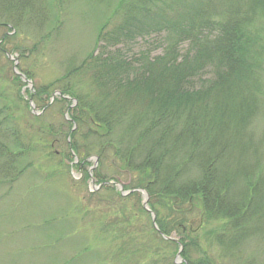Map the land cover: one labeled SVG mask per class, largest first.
<instances>
[{
    "label": "trees",
    "instance_id": "16d2710c",
    "mask_svg": "<svg viewBox=\"0 0 264 264\" xmlns=\"http://www.w3.org/2000/svg\"><path fill=\"white\" fill-rule=\"evenodd\" d=\"M163 2L125 4L118 32L105 33L104 27L98 41L102 50L64 77L66 84L74 76L88 77L91 87L88 94L68 85L58 91L59 101L72 105L66 109L70 132L65 146L68 158L78 157L83 168L97 157L98 168L92 175L86 171L87 179L107 184L113 180L109 172L128 175L131 190H144L151 203L163 201L167 216L151 206L158 236L183 245L186 264H200L188 256V249L199 246L198 238L185 234L194 225L188 218L194 211L200 213V227L209 220L226 223L229 233L224 229L217 240L222 246L264 232V175L258 171L251 131L260 91L256 44L247 30L264 1L249 0L242 9L241 0H229L215 19L216 0H202L178 21L165 18L170 6ZM151 33L173 34L174 39L153 58L125 55V40ZM118 44L122 48L112 47ZM44 94L38 88L33 92L35 98ZM1 113L0 139L18 141L12 119ZM21 148V153L28 149ZM11 154L0 165V179L14 184L21 171L13 167L19 155ZM173 234L181 237L173 239Z\"/></svg>",
    "mask_w": 264,
    "mask_h": 264
},
{
    "label": "rangeland",
    "instance_id": "374dc122",
    "mask_svg": "<svg viewBox=\"0 0 264 264\" xmlns=\"http://www.w3.org/2000/svg\"><path fill=\"white\" fill-rule=\"evenodd\" d=\"M2 1L0 111L12 119L18 141L0 139V147L3 163L11 159V153L19 155L14 156L17 163L13 167L21 175L14 184L0 179V264H186L183 245L178 257L180 246L166 243L154 228L151 213L156 214L151 206L160 216H167L163 201L158 204L148 199L150 213L143 208L142 193L137 192L138 198L124 195L135 191L130 189L128 175L107 173L113 178L109 183L123 187L121 192L93 176L86 178V171L92 175L98 161L91 158L83 168L78 157L68 158L65 142L70 126L65 120H69L66 109L72 105L54 97L66 85L77 93H90L88 77H71L69 84L62 80L98 48L102 50L104 44L98 42L102 29L115 35L125 4L138 0ZM201 2L164 0V6H170L165 18L178 21ZM247 2L241 0L242 9ZM212 4L218 11L215 19L221 18L218 16L230 5L229 0ZM247 30L256 44L253 62L260 91L259 114L251 131L258 148V171L264 175V9L256 11ZM166 35L151 33L127 39L124 53L128 58L142 53L150 58L161 55L167 41L174 39L173 34ZM112 47L122 48L121 44ZM37 88L43 89L45 96L35 98ZM30 100L37 114L32 112ZM46 105L48 108L43 109ZM21 147L28 149L21 153ZM104 168L106 171L107 166ZM199 217V211L188 216L194 225L185 233L199 241L198 247L188 249L192 260L203 264H264V232L235 246H222L217 240L226 234L224 229L228 232L226 223L209 220L200 227ZM180 237L172 235L176 240Z\"/></svg>",
    "mask_w": 264,
    "mask_h": 264
},
{
    "label": "water",
    "instance_id": "95a60500",
    "mask_svg": "<svg viewBox=\"0 0 264 264\" xmlns=\"http://www.w3.org/2000/svg\"><path fill=\"white\" fill-rule=\"evenodd\" d=\"M22 79H25V77L23 76L22 77ZM60 96L61 94L59 93V92H56L55 94H54V97L55 96ZM74 103H76L75 101H74ZM30 106H31V109H32V112L34 113V114H37V113H35V108H34V104H33V102H32V100H30ZM67 115V114H66ZM92 159H94L95 161H96V163H97V161H98V159H97V157H93ZM115 185V187H117L121 192H123V187L121 186V185H119V184H117V183H107V185ZM103 185H100L98 188H101ZM133 192H140V193H142V195H143V198H144V203H143V208L146 210V211H148V212H150L151 213V211L148 209V207H147V203H148V199H149V196H148V194L144 191V190H141V189H137V190H135V191H133ZM131 192H127V193H124V195H127V194H130ZM151 215H152V221H153V225H154V228L157 230V226H156V223H155V215L153 214V213H151ZM164 238L166 239V240H173V239H171V238H168V237H165L164 236ZM180 246V251H179V255H178V257L180 256V254H181V252H182V245L180 244L179 245Z\"/></svg>",
    "mask_w": 264,
    "mask_h": 264
}]
</instances>
